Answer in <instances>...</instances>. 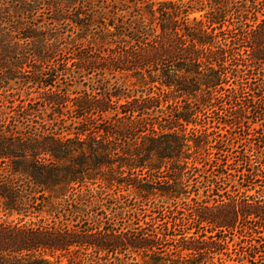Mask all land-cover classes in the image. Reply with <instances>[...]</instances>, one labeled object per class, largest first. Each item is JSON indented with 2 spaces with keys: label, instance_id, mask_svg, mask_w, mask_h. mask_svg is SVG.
Instances as JSON below:
<instances>
[{
  "label": "trees",
  "instance_id": "1",
  "mask_svg": "<svg viewBox=\"0 0 264 264\" xmlns=\"http://www.w3.org/2000/svg\"><path fill=\"white\" fill-rule=\"evenodd\" d=\"M69 62L167 95L60 94ZM17 81L76 121L27 137L0 125V212L16 215L0 214V264H264V0H0V88ZM205 111L227 132L248 123L252 153L212 145ZM129 186L130 217L148 205L160 229L109 223L124 205L106 190Z\"/></svg>",
  "mask_w": 264,
  "mask_h": 264
},
{
  "label": "rangeland",
  "instance_id": "2",
  "mask_svg": "<svg viewBox=\"0 0 264 264\" xmlns=\"http://www.w3.org/2000/svg\"><path fill=\"white\" fill-rule=\"evenodd\" d=\"M159 1V0H154ZM244 53V52H243ZM60 67H63V69H67L66 71H58L59 76L57 79V82L55 80V84L53 87V90H56V92H59L60 94L66 92L69 93L71 97H77L84 95L83 93L86 92V94L94 95V96H100L103 95V92L110 91L112 93L119 92L121 95H124L131 100L143 96L145 94V89H148L152 85V90L159 93V95H167L164 92H161L160 89H158L157 82H154L153 84H144L141 85L138 83L135 79L136 74H133V72L130 71H106L103 73H96L95 71L88 73L87 71L83 72L82 77H77L78 71H76L74 65L72 63H67L64 65L60 64ZM42 70H45L46 73H50L55 69L53 67L51 70L49 69L48 65H42L40 67ZM226 70H229V66L226 68ZM247 68L242 67L241 73L244 74L243 78L239 80V82L243 83L249 80V78H245L247 75H245ZM24 74H30L29 68L23 69ZM61 73V74H60ZM145 74V73H144ZM146 75V74H145ZM102 78L105 79V81L108 82L107 86H100L96 80H102ZM229 80H232L231 77H229ZM254 79H251L253 81ZM245 85V83H244ZM40 86V85H39ZM105 87V88H104ZM59 90V91H58ZM41 91V92H39ZM245 95L252 93L251 90L246 87ZM45 92V88H40L34 83H24L16 82L12 84V87L9 89L0 88V120L3 122L0 125L4 124L5 127L3 130L6 131H16L19 129L21 131L22 137H27L29 131H36L37 130H44V133L50 135L51 132H53L55 129L56 132H60L62 134L67 133L68 131H72L74 127V121H76L73 117L76 115V111H74L73 106L68 105L65 108H63L64 115L62 116V120L57 121L52 120L60 117L61 115H57V110L52 108L50 105H46L44 100L41 97L40 93ZM124 100H120L119 102H123ZM226 106V105H225ZM108 113L104 116H109ZM222 117L228 118L227 116H224V113L221 114ZM197 120L201 124H205L206 126H209L210 130L212 131V141L210 142L212 145H215V141H220L224 147H228L231 151H233L232 155H235L237 152H245L246 154H251V150L249 151V141L245 136V133L243 132V129H245L246 124L244 121V124L241 125V127L233 126L229 129V132L223 130V125L216 122V116H214L212 113H206L200 112V114L197 117ZM250 126L256 127L255 124H251ZM61 128V129H60ZM257 128V127H256ZM214 139V140H213ZM128 143L130 144V139L128 140ZM120 146L125 145L123 141L118 143ZM121 151V150H120ZM118 151H115V154L117 157H120L122 153ZM264 152V151H262ZM222 152H219L221 154ZM230 153V152H229ZM125 155V154H124ZM253 157V156H251ZM6 164V163H5ZM4 164L0 163V167H3ZM130 177V175H128ZM107 197L110 199H114V197H119V200L124 205V210L121 216H113L112 214H107V218H109V223H111L116 228H127L130 229V227L136 228H148L151 229V227H154L155 229H160L165 223V220L159 221L156 218V214H153L150 211V207L143 206L147 209L144 210V214H142V217H140V220L138 219L139 216L136 217L132 216L130 217V210L131 211H137V213L140 212V210L135 209L134 207H130V200H132V196L130 194V186L128 189L121 192L118 190V188L113 187L112 189L106 190ZM125 197L122 199V197ZM156 201V200H154ZM157 202V201H156ZM127 206H126V205ZM38 207V206H37ZM108 212V211H107ZM0 214L3 216V212ZM37 217H33L32 219H38L39 217H46V213L38 212ZM147 214V216H145ZM155 215V216H153ZM141 216V215H140ZM155 217V219H154ZM3 219L12 220L16 218V215L7 216L4 215L2 217ZM29 218V217H28ZM26 218V219H28ZM107 218H101V223L107 222ZM30 219V218H29ZM125 260L126 264H130V253L122 254L118 259ZM113 260V263L118 261ZM65 258L63 259V262H65Z\"/></svg>",
  "mask_w": 264,
  "mask_h": 264
}]
</instances>
